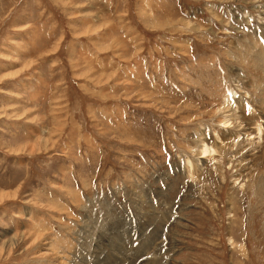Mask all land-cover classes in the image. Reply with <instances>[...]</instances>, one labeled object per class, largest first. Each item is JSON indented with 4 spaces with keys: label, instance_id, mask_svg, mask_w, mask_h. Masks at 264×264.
I'll return each instance as SVG.
<instances>
[{
    "label": "rangeland",
    "instance_id": "obj_1",
    "mask_svg": "<svg viewBox=\"0 0 264 264\" xmlns=\"http://www.w3.org/2000/svg\"><path fill=\"white\" fill-rule=\"evenodd\" d=\"M256 37L264 0H0V264H264L263 147L186 170Z\"/></svg>",
    "mask_w": 264,
    "mask_h": 264
},
{
    "label": "bare ground",
    "instance_id": "obj_2",
    "mask_svg": "<svg viewBox=\"0 0 264 264\" xmlns=\"http://www.w3.org/2000/svg\"><path fill=\"white\" fill-rule=\"evenodd\" d=\"M251 41L254 43V44L252 43L254 48L257 47V51L256 49L255 51H253L254 53L256 52L255 55L254 54L248 55L246 52L249 51L243 53L245 56L243 60L246 59L245 68L248 70V73L244 75L245 79L247 75L252 79L254 78L253 80L251 79L252 81H250V87L252 88H248L249 91L246 90L247 93H245V95L247 96L250 95V96L249 98H247L244 95H243L244 97L238 96L235 89L226 90L225 93H223L222 95V97H224L222 100L223 103L221 101V104L218 105L219 112L221 113V115H218V118L220 117L221 118L217 122H219L218 124H220L218 125L219 129L222 127V129L225 130L229 129V131L225 133L224 132L225 130L221 131L222 130L221 129L216 134L214 133L215 135L213 137V141L214 142L217 141L220 144L219 145L217 143L219 145L218 147L214 146L217 147L216 149L213 147V145H208L205 143L204 139L206 138L207 133L205 132L200 133L198 147H196L197 148L196 162H193L191 160H187L186 162V170L188 171V173H194L195 169L196 168L198 169V163L200 159H204L208 157H209L208 160L210 159V157L215 159L216 158L215 151L219 152L220 155L225 154L224 150H226L225 147H227V145L228 148H230V150H234V148L238 146L241 149V151H246V155H248L247 150L251 152L254 150L255 146H256L255 149H258L259 147H263L264 149V117L261 116V114H264V44H262L259 38L257 37L253 40L251 38ZM249 44L251 46V42H249ZM238 83L236 82L235 85H238ZM256 103L259 105L258 107L259 109H257V105H255ZM251 139H255V140L258 139V141L252 142ZM246 141L248 142L251 141L252 143L251 142L248 143ZM260 141L262 142L261 145H260L261 143ZM29 148L31 151L34 150L33 145H30ZM249 161L250 159H245V160L243 159L242 165L244 164V162H249ZM244 165H247V163H245ZM257 183L259 184V182ZM7 197H8L7 194L0 195V201L4 200L5 198L7 199ZM32 238L33 240H31L30 242L31 244H33V242L35 243L36 241L39 242L40 240V237L38 236L37 237L32 236ZM229 242L230 244L233 243L232 238L229 239ZM37 244L38 243H36V246H38ZM45 254L48 255L46 252ZM45 254L44 252L39 254L41 256L40 258L45 257L46 256Z\"/></svg>",
    "mask_w": 264,
    "mask_h": 264
}]
</instances>
